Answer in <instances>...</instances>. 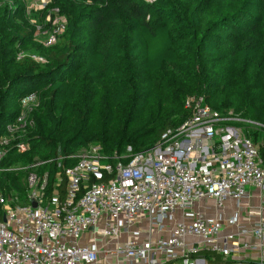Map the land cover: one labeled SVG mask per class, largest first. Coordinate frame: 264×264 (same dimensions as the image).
Listing matches in <instances>:
<instances>
[{"label": "trees", "instance_id": "obj_1", "mask_svg": "<svg viewBox=\"0 0 264 264\" xmlns=\"http://www.w3.org/2000/svg\"><path fill=\"white\" fill-rule=\"evenodd\" d=\"M22 3L0 0V137L23 98L37 94L38 106L30 133L17 136L29 150L12 146L1 164L27 171L0 173L3 193L24 197L28 175L47 173V195L60 174L64 196L63 169L91 146L128 165L189 118L191 97L264 126V0H52L67 29L50 47L30 23L46 14ZM24 53L46 63L18 60ZM246 135L264 158V129Z\"/></svg>", "mask_w": 264, "mask_h": 264}, {"label": "built area", "instance_id": "obj_2", "mask_svg": "<svg viewBox=\"0 0 264 264\" xmlns=\"http://www.w3.org/2000/svg\"><path fill=\"white\" fill-rule=\"evenodd\" d=\"M47 21L35 22V28L50 47L66 32L67 19L55 8ZM25 57L46 63L26 53L18 60ZM21 103L38 105V96ZM185 107L189 118L128 165L114 164L119 157L107 156L100 146L84 150L74 166L63 169L64 196L60 174L51 196L47 173L28 175L24 197L0 190V264H210L193 258L201 251L224 259L220 264H248L227 262L251 250L240 237L246 230L225 234L215 213L228 201L239 207L251 191L257 193L258 215L264 213V158L246 135V126H264L233 111L220 113L203 97L189 98ZM29 127L23 116L6 125L0 173L15 171L1 165L12 146L18 153L29 150L16 143ZM252 235L264 237V219Z\"/></svg>", "mask_w": 264, "mask_h": 264}, {"label": "crops", "instance_id": "obj_3", "mask_svg": "<svg viewBox=\"0 0 264 264\" xmlns=\"http://www.w3.org/2000/svg\"><path fill=\"white\" fill-rule=\"evenodd\" d=\"M250 194L251 196L247 197L239 204L240 209L239 207H236V204L233 201H228L224 208L215 213V216L223 224L225 234H239V231L244 229L246 232L240 234V237L251 243L250 251L235 253L227 262L232 263L238 262V260H244L248 264H264V237L258 239L252 235V232L256 229L258 223L264 219V213H261L262 216L258 215L260 210L258 209L259 201L257 193L251 191ZM207 260L210 264H220L225 261L224 259H222L221 262H214V259Z\"/></svg>", "mask_w": 264, "mask_h": 264}, {"label": "rangeland", "instance_id": "obj_4", "mask_svg": "<svg viewBox=\"0 0 264 264\" xmlns=\"http://www.w3.org/2000/svg\"><path fill=\"white\" fill-rule=\"evenodd\" d=\"M51 3H52L51 0H23L22 4H23V6L25 7V9L27 10L28 13H30L31 11H35V12L40 13V14H46V18H45L44 22H48L47 21L48 15L50 13H53V10L55 9V8H51V9L48 8ZM30 23L32 25H34V27H35V20L30 21ZM46 29L48 30V28H45V30ZM42 32H46V31L43 30ZM45 37H46V34L39 33L36 30L34 38H35V41L38 44L43 45ZM37 106H38L37 103L36 104H30V105H27V106H24V105L22 106V103H20L21 111H20V115L19 116H23L25 121H26V123L29 124V125L32 124V127H34V124H33L32 121H34V117L33 116H34V113H35L34 111L37 108ZM225 110H227V109H225ZM229 111H233L234 112L233 109H230L228 111H225L224 113L229 112ZM32 127L28 128L29 131L32 130ZM29 133L30 132H28L26 135H28ZM16 143H19L17 139H16ZM84 155H86L85 151L84 152L81 151L80 153H78L76 155V157L79 158V157H83ZM119 160H120V158H117V160H114V164L121 163ZM25 169H26V167H24L22 165L21 166L20 165L19 166H15V171H26Z\"/></svg>", "mask_w": 264, "mask_h": 264}, {"label": "water", "instance_id": "obj_5", "mask_svg": "<svg viewBox=\"0 0 264 264\" xmlns=\"http://www.w3.org/2000/svg\"><path fill=\"white\" fill-rule=\"evenodd\" d=\"M34 207H36V205H34Z\"/></svg>", "mask_w": 264, "mask_h": 264}]
</instances>
